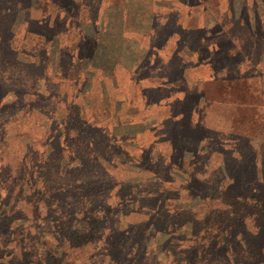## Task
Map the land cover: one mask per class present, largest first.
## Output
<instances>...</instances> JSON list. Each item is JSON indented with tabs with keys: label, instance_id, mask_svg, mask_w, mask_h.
<instances>
[{
	"label": "rangeland",
	"instance_id": "1",
	"mask_svg": "<svg viewBox=\"0 0 264 264\" xmlns=\"http://www.w3.org/2000/svg\"><path fill=\"white\" fill-rule=\"evenodd\" d=\"M23 177L40 179L37 223ZM156 213L148 264H201L205 240L225 261L253 241L247 215L264 232V0H0V264H105L59 237L72 249L104 215L124 230Z\"/></svg>",
	"mask_w": 264,
	"mask_h": 264
},
{
	"label": "trees",
	"instance_id": "2",
	"mask_svg": "<svg viewBox=\"0 0 264 264\" xmlns=\"http://www.w3.org/2000/svg\"><path fill=\"white\" fill-rule=\"evenodd\" d=\"M35 21V20H34ZM59 34V33H57ZM68 119H73V117H68ZM61 120H64L63 118ZM103 134V133H102ZM2 136V144L4 142V132L1 134ZM82 138V137H81ZM80 138V140H81ZM79 140V141H80ZM82 143L86 145V150L88 151V155L91 156V152H93V148L91 147V142L90 140H88L87 138H82ZM115 147H117L118 149H123L121 144H116ZM90 153V154H89ZM94 161H101L103 164V168L105 171L106 170V164H110V161L107 162V160H105L104 158L101 159L100 157L95 158ZM20 166H22V164L20 163ZM40 179L35 178L33 180V183L30 181L27 183V178L23 177L22 181L29 185V188L32 192L29 193V198H25L28 202V204L31 206L32 210L30 211V213H26L25 217H27L26 219L30 220L28 222L31 223H37L38 220H43V217L41 214L38 213V210L40 208V206L44 207L46 206L44 200L42 199L41 195L40 197H35L36 193H35V189L36 187V182H38ZM75 181L78 183L80 182L81 185L86 184V181H84L83 179H79L78 175L75 178ZM91 183L89 182L86 186V192L84 193V196L81 195V193H79V191H77L80 195H79V199L81 201L84 202V206L82 208V212L83 214L87 213L90 215H93L95 218L97 217L95 215V206H97L96 201H95V193H92V189H91ZM104 185H100L97 187V192H100L103 189ZM131 191L130 193L133 194V196L135 197V199L141 203H145L146 199V195H143L142 192H137V191H133V187H131ZM70 189L71 188V184L67 185V189L64 188L61 190V195L63 194L64 196H66V198H70V202H72V197L73 195L70 193ZM83 192V191H82ZM41 193L43 194H48V191L46 189V187H42L41 188ZM69 193V195H68ZM129 193V194H130ZM38 196V195H37ZM70 196V197H68ZM108 198V196L105 198V202L106 199ZM217 201L220 202L221 207H216L213 208V210L218 209L216 211H221L226 209V205L223 204V201L216 199ZM107 203V202H106ZM75 210H77V215L78 212H80L79 208L75 207ZM169 212H174L173 210H170ZM168 213V212H167ZM212 213V212H211ZM164 216H162L161 213H156L153 214L152 216H150V218H148V220L146 221H138V222H134L131 223L129 222L127 225H133V226H128L126 229H120L119 227H117L118 225L116 223H114L113 228H111V226L108 224V217L107 215L102 217V224L100 226V228L94 224H87L85 228H80L81 233H93V238L87 240L86 242L77 245L75 247H73L72 249H70L68 247V243H63L62 242V237H59L60 239L57 241V244H59L60 246H65L64 249L66 251H78L79 255H82V253L84 254L85 250L84 249H88L90 248L92 251H96V249L100 248V256L102 255V260H106L105 264H116L113 261V257L107 253V246H109V252L111 254L112 253V248L114 249V253L117 256H122L123 257V252H126V258L124 259L126 264H148L147 262H145L143 259L147 253V248L144 245L145 243V239H144V234H145V230L146 228H148V226H150V228L152 229V235H155L158 232H163L165 233V228H161L159 225H157V223H160L161 220L163 219ZM107 218V219H104ZM4 221V220H2ZM246 221V222H245ZM40 222V221H39ZM248 223L250 224V226H248ZM264 224V223H263ZM4 225L5 223H2L1 227L4 229ZM244 225H245V230L247 232H249V235H251V237H253V241H243V240H238L235 242L233 241V245L231 246V244H227V249H229V253L230 255L225 257V261H221V262H214L212 261V255H214V253L217 251V253L220 252V243L216 242L213 246L212 249L208 248V241L205 240V242L203 244H205L206 246H202L200 249L196 248L195 254H197V256L199 257V259L201 260V264H264V240L262 241V245H257L255 242L261 240L262 238H264V232L261 229V227L259 226V223H257V221L255 220V218L253 217V215H247L244 217ZM137 227V231H135V233L132 231L134 228ZM132 233V234H131ZM130 238H133L134 240H136V244L133 245L134 247H138L136 249H134L131 253H127V251H124L123 249H126V246L131 244L132 240H129ZM138 238V239H137ZM232 238V237H231ZM64 239V238H63ZM2 243V241H0ZM121 245L123 247H121ZM193 247H190L189 249H192ZM23 253V251L21 252V254ZM216 253V254H217ZM113 258H111L110 256ZM75 260L70 261L71 264H74ZM82 262V261H80ZM103 263V261H101ZM173 264H177L178 260L175 258L174 259V255H173ZM186 264H195V261H188L186 262Z\"/></svg>",
	"mask_w": 264,
	"mask_h": 264
}]
</instances>
